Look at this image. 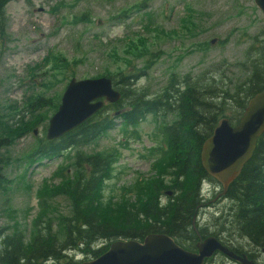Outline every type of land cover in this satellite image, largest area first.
I'll list each match as a JSON object with an SVG mask.
<instances>
[{
    "label": "rangeland",
    "instance_id": "obj_1",
    "mask_svg": "<svg viewBox=\"0 0 264 264\" xmlns=\"http://www.w3.org/2000/svg\"><path fill=\"white\" fill-rule=\"evenodd\" d=\"M4 25L0 38V113L2 117L13 116L9 124L22 114L26 115L25 122L31 118L22 107L34 94L42 93V97L54 102L57 96L61 100L73 78L86 80L102 77L105 72H121L151 99L172 73L197 80L206 74L205 81L231 95L236 85L247 79L244 69L264 70V15L254 0H10L4 8ZM213 40L215 43H211ZM149 52L154 55L149 69L138 72ZM48 55L62 59L55 69L53 62L44 63ZM30 69H34L33 73ZM46 82L48 89L42 87ZM8 106L19 108L21 114L13 115L14 109L6 110ZM235 112L229 99L223 114L233 126ZM43 113L47 118L41 119L34 132H23L1 150L8 164L3 167L4 180L0 183V241L14 233L30 239L32 221L40 212L38 193L45 189L44 184L53 187L62 182L55 177L56 170L67 169L66 175L71 176L73 154L65 160L64 155L47 161L31 159L37 142L45 139L48 120L55 112L47 109ZM108 113L114 116L115 110ZM175 119V115L166 119L147 116L136 128V136L117 121L113 130L82 150L86 154L114 155L111 178L98 199L100 205L114 204L118 214L126 203L138 205L152 193L153 182L158 179L152 169L167 150L158 129L163 122L170 124ZM146 180L147 189L133 198L134 191ZM162 186L167 191L173 188L168 182ZM221 193V188L214 187L201 194L203 203L194 219L196 230L206 238L217 234L218 240L237 244L240 238L233 223L234 204ZM165 197L173 198L174 193L162 192L161 205ZM48 204L54 210L43 214L40 223L54 218L51 228L57 232L55 221L60 215L69 216L71 202L58 195ZM44 230L45 226L41 233ZM241 243L246 244L243 240ZM108 244L109 249L111 242ZM92 260L91 255L76 253L50 263L81 264ZM258 261L264 264V253L259 252ZM205 264L233 262L217 255Z\"/></svg>",
    "mask_w": 264,
    "mask_h": 264
},
{
    "label": "trees",
    "instance_id": "obj_2",
    "mask_svg": "<svg viewBox=\"0 0 264 264\" xmlns=\"http://www.w3.org/2000/svg\"><path fill=\"white\" fill-rule=\"evenodd\" d=\"M9 1L0 0V38L5 32L4 8ZM187 25L189 22H186ZM253 50L255 49H251ZM153 56L152 52L148 53L143 68L138 72L149 69ZM60 60L62 59L54 55H48L44 63L53 62L52 69H55ZM254 60L251 57V61ZM244 70L248 73L247 79L236 85L231 95L223 88L218 89L213 83L205 81L206 74L201 80H197L190 79L189 76L181 78L172 73L167 84L151 99L147 98L145 90L137 89L130 78L124 77L121 72L117 75L105 72L102 76L111 79L114 89L121 94L120 100L105 105L86 122L60 138L51 141L45 138L37 142L31 159L47 161L64 155L65 160L73 154L71 176L66 175L67 169H58L55 177L62 182L53 187L44 184L45 189H41L37 195L40 212L32 221L30 239L25 240L20 233L2 238L0 263L51 264L50 261L59 262L69 257V254L76 253L91 255L96 259L107 251L109 242H142L149 234L168 235L184 250L196 252L197 244L206 238L203 232L196 230L194 221L197 210L203 203L200 184L208 182L221 188L201 166L202 145L211 136L218 121L225 118L223 110L229 99L235 105V126L249 99L264 87L263 69L254 67L253 71L248 72L247 68ZM33 71L34 69H30V72ZM42 87L48 89V82L42 84ZM42 95L34 94L24 103L23 112H28L31 116L27 122L23 121L26 115L22 114L14 124H9L13 116L7 114V118L4 114L2 117L3 113H0V183L4 180L3 167L8 164L1 150L12 145L23 132H34L41 119L44 121L47 118L45 112L42 114L43 111L51 109L54 113L57 110L59 96L54 102L52 98L45 99ZM11 109L15 111L13 115L21 114L19 108L6 107V110ZM111 109L115 110L114 116L108 113ZM170 115H175L176 119L170 124L163 122L158 129L168 151H165L163 159L152 169L153 174L158 177L153 182L152 193L145 195L138 205L126 203L118 214H115L118 210L114 212V204L100 205L98 199L106 181L111 178L114 155L104 152L86 154L82 150L113 130L117 121L121 128L131 130L130 134L136 136V128L147 116L166 119ZM147 180L134 191L133 198L144 193L148 187ZM163 182H168L173 188L167 191L162 186ZM162 192L166 195L173 192L174 197H165L166 201L161 205L159 198ZM58 195L66 197L71 202V207L69 216L60 215L57 218V232H54L51 228L54 218L44 224L40 220L48 210H54L48 203ZM225 197L234 204L236 236L240 238V243L243 240L246 244L230 247L228 240L223 242L216 239L234 254L236 247L253 248L264 253V133L257 139L252 157L229 186ZM41 225L45 226L42 233L41 228L44 226ZM212 236L217 237V234Z\"/></svg>",
    "mask_w": 264,
    "mask_h": 264
},
{
    "label": "water",
    "instance_id": "obj_3",
    "mask_svg": "<svg viewBox=\"0 0 264 264\" xmlns=\"http://www.w3.org/2000/svg\"><path fill=\"white\" fill-rule=\"evenodd\" d=\"M254 2L264 15V0ZM211 43H215V40ZM120 98L121 94L114 89L110 78L70 79L57 111L48 120L46 140L60 138L94 116L106 102L114 104ZM262 133L264 87L249 99L237 125L232 126L227 118L220 119L202 145L201 164L222 186L221 195L225 196L228 187L252 157ZM217 253L239 264H254L245 255L234 254L213 236L198 243L194 253L184 250L165 234H149L142 242L115 241L100 257L81 264H204L206 259Z\"/></svg>",
    "mask_w": 264,
    "mask_h": 264
},
{
    "label": "flooded vegetation",
    "instance_id": "obj_4",
    "mask_svg": "<svg viewBox=\"0 0 264 264\" xmlns=\"http://www.w3.org/2000/svg\"><path fill=\"white\" fill-rule=\"evenodd\" d=\"M202 241V240H201ZM241 243H240V241H238L237 242V244H234V242H231V243H228V246H230V247H232V246H237V245H240ZM229 247V248H230ZM237 251H235L236 252V255L237 256H242V255H245L246 256V258L248 259V260H251L254 264H258L259 263V261H258V255H259V251L258 250H255V249H253V248H243V249H240V248H238V247H236L235 248ZM234 249V250H235ZM218 254H214L212 257H211V259L210 258H208V259H210V261L212 262L214 259H215V257L217 256ZM208 259H206L205 261H204V264L205 263H208ZM232 262V261H231ZM233 264H239V262H235V261H233Z\"/></svg>",
    "mask_w": 264,
    "mask_h": 264
},
{
    "label": "bare ground",
    "instance_id": "obj_5",
    "mask_svg": "<svg viewBox=\"0 0 264 264\" xmlns=\"http://www.w3.org/2000/svg\"><path fill=\"white\" fill-rule=\"evenodd\" d=\"M263 134V133H262ZM261 136V135H260ZM259 136V137H260ZM258 137V138H259ZM240 151V150H239ZM254 152V151H253ZM201 154V153H200ZM34 161H36V160H34ZM200 162H201V160H200ZM247 163V162H246ZM245 163V164H246ZM201 166H202V164H201ZM202 168H203V166H202ZM204 169V168H203ZM204 171H205V169H204ZM206 172V171H205ZM206 174L210 177V178H212L215 182H217L210 174H208L207 172H206ZM219 184V183H218ZM220 185V184H219ZM215 187V189H216V186L215 185H213V184H210V183H208V182H202L201 184H200V194H202L203 192H204V190H206L207 192L208 191H210L211 189H213ZM220 187H221V189H222V186L220 185ZM229 188V187H228ZM228 190V189H227Z\"/></svg>",
    "mask_w": 264,
    "mask_h": 264
}]
</instances>
